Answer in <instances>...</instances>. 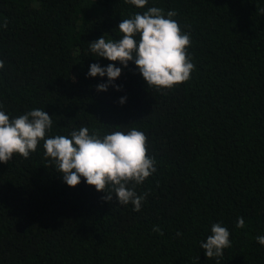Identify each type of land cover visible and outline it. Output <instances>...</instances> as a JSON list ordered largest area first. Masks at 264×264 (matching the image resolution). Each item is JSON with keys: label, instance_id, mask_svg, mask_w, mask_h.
Segmentation results:
<instances>
[{"label": "trees", "instance_id": "obj_1", "mask_svg": "<svg viewBox=\"0 0 264 264\" xmlns=\"http://www.w3.org/2000/svg\"><path fill=\"white\" fill-rule=\"evenodd\" d=\"M150 7L175 10L191 36L195 68L172 88L90 49L122 38L119 23ZM0 60L10 119L44 109L48 137L136 128L157 169L136 186L147 195L134 211L83 177L67 185L43 140L28 159L0 162V264H264V0H0ZM92 63L121 67V90L98 91L108 77L88 76ZM214 223L231 246L207 258L200 244Z\"/></svg>", "mask_w": 264, "mask_h": 264}, {"label": "clouds", "instance_id": "obj_2", "mask_svg": "<svg viewBox=\"0 0 264 264\" xmlns=\"http://www.w3.org/2000/svg\"><path fill=\"white\" fill-rule=\"evenodd\" d=\"M125 2L137 8L148 4V0ZM176 15L175 10L165 14L159 7H150L143 14L136 12L119 23L122 38L114 41L101 36L90 42L91 52L109 61H119L124 67L129 61L134 62L149 87L172 88L186 82L195 68L188 54L191 36L182 32L173 19ZM3 27H7L6 21ZM3 67L4 61L0 60V68ZM121 73L122 68L115 63L106 67L92 63L87 75L107 76L106 83L96 85L98 91H107L109 85L121 90L122 85L114 84ZM125 101L126 97H121L119 103ZM52 126L51 116L44 109H32L12 119L0 110V162L8 163L14 154L28 159L43 140L45 157L54 161L67 185L75 187L83 177L97 191L107 193L102 200L112 202L115 193L119 204L131 203L134 211L141 210L147 193L138 195L135 188L157 170L155 158L147 154L148 137L143 131L132 128L126 133L114 131L101 137L98 132L90 133L87 127H81L68 136L48 137ZM244 226L243 217H238L236 227ZM153 231L163 235L159 226H154ZM256 240L264 245V235L257 236ZM230 246V232L222 223L212 224L211 235L200 244L207 258L222 257L223 250Z\"/></svg>", "mask_w": 264, "mask_h": 264}]
</instances>
